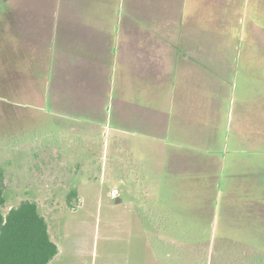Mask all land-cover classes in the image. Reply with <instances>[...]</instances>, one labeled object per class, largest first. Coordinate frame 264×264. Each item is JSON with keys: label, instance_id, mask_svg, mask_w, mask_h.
Returning <instances> with one entry per match:
<instances>
[{"label": "crops", "instance_id": "obj_1", "mask_svg": "<svg viewBox=\"0 0 264 264\" xmlns=\"http://www.w3.org/2000/svg\"><path fill=\"white\" fill-rule=\"evenodd\" d=\"M12 11L0 49L30 58L14 64L26 105L58 134L105 117L137 170L153 172L141 184L153 211L136 213L153 244L136 262L264 264V0H28ZM212 23L219 44L241 26L244 48L211 49Z\"/></svg>", "mask_w": 264, "mask_h": 264}, {"label": "rangeland", "instance_id": "obj_2", "mask_svg": "<svg viewBox=\"0 0 264 264\" xmlns=\"http://www.w3.org/2000/svg\"><path fill=\"white\" fill-rule=\"evenodd\" d=\"M27 2L0 0V38L14 33L12 10ZM240 27H230L226 44H219L212 23L211 49L218 51L222 45L230 53L243 49L245 43L237 38ZM5 48L0 49V165L6 168L8 185L4 210L24 199L38 203L52 239L61 248L52 264H138L142 245L153 244L152 233L142 235L136 215L153 211L141 185L144 179H153V172L137 170L138 156L123 153L121 139L114 138L121 137V131L103 116L79 124L67 120L60 124V134L54 132L56 123L44 122L42 111L26 105V91L14 89L18 83L27 86L24 71L16 73L14 64L21 69L30 58ZM17 112L18 119L13 116ZM16 120L27 133L13 132ZM74 188L77 196L70 197Z\"/></svg>", "mask_w": 264, "mask_h": 264}, {"label": "trees", "instance_id": "obj_3", "mask_svg": "<svg viewBox=\"0 0 264 264\" xmlns=\"http://www.w3.org/2000/svg\"><path fill=\"white\" fill-rule=\"evenodd\" d=\"M6 168L0 165V264H49L59 253L36 201L25 199L5 211ZM70 197L77 196L74 188Z\"/></svg>", "mask_w": 264, "mask_h": 264}]
</instances>
